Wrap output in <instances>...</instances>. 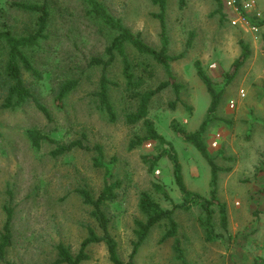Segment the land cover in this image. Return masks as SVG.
Here are the masks:
<instances>
[{
  "label": "rangeland",
  "instance_id": "374dc122",
  "mask_svg": "<svg viewBox=\"0 0 264 264\" xmlns=\"http://www.w3.org/2000/svg\"><path fill=\"white\" fill-rule=\"evenodd\" d=\"M15 1L0 0V26L9 27L15 34L32 31L35 13L16 7ZM105 7L131 31L138 32L148 44L159 47L160 26L154 17L158 11L152 0H100ZM49 37L32 51L34 66L40 78L22 71L26 84L47 107L51 119L32 103L15 109L0 106V229L5 219L3 205L12 207V239L6 259L15 264H64L56 261V246L63 243L72 254L87 235V227L98 234L101 230L91 215L92 206L83 202L76 188L86 186L93 195L102 188L105 170L93 165L92 151L73 149L53 157L52 144L43 143L35 150L25 135L27 128L36 127L61 141L86 136L89 144L103 148V164L109 180H119L114 200L104 209L110 216V232L117 242V252L126 260L135 239V220L143 219L138 197L145 190L163 207L170 208L171 200L179 202V193L172 177L169 158L163 155L154 164L144 161L143 155H155L160 146L146 141L133 149L127 148L129 139L142 132L141 122L128 124L127 111L134 109L124 87L118 57L108 70L116 82L109 88L117 118L111 122L96 103L93 92L98 88L100 67L89 66L91 56H101L113 36L107 26L86 13L81 0H49ZM214 0H167L165 21L168 50L175 54L184 49L189 31L194 39L186 54L171 62L176 81L182 84L180 100L175 108L168 104L174 98L171 87L157 93L149 105L148 116L156 129L170 140L181 162L183 178L188 188L207 195L209 165L190 144L180 140L169 124L176 119L189 130L202 120L209 95L196 75L193 62L198 59L218 87L223 88L216 111L217 119L208 124L204 141L219 165L217 195L225 204L231 235L228 244L221 239L206 241L199 225L200 207L176 209L179 238L188 264H264V0H256L254 20L262 24L232 23L236 12L223 1L225 16L213 13ZM248 45L249 54L235 69L225 84L226 74L232 72V62L240 54L239 40ZM131 58L141 59L129 45ZM5 48L0 45V104ZM155 70L145 87H153L165 79L162 67L147 58ZM79 78L77 87L58 106L52 90L58 82ZM244 89L240 97L239 89ZM232 101V103H231ZM161 184L171 200L155 191L153 183ZM11 190V196L7 190ZM214 228L224 232L215 214ZM164 225H155L139 246L134 264H176L173 238L160 240ZM224 232V234H225ZM87 259L81 264H110L103 242L89 244ZM0 264H5L0 260Z\"/></svg>",
  "mask_w": 264,
  "mask_h": 264
},
{
  "label": "trees",
  "instance_id": "16d2710c",
  "mask_svg": "<svg viewBox=\"0 0 264 264\" xmlns=\"http://www.w3.org/2000/svg\"><path fill=\"white\" fill-rule=\"evenodd\" d=\"M81 1L85 4L87 14L99 19L101 23L114 32L109 43L104 47L103 54L101 56H91L88 61L89 66H99L101 69L98 88L93 92L98 108L106 114L109 121L113 122L116 120V110L109 94V88L116 85V82L109 78L108 70L116 57H118L121 64V75L124 80L125 92L130 99L135 101L134 109L125 113L124 120L128 124L141 122L142 126V132L134 134L129 139L127 148L133 149L143 142L155 141L160 146L158 154L143 155L142 158L144 161L149 162L150 167L154 166L163 155L169 158L173 181L181 194V200L179 202L171 200L168 191L161 184L155 182L152 184L153 189L162 194L163 197L171 200L172 206L170 208L163 207L149 192L145 190L139 192L138 208L144 217L143 219L135 220V239L132 242V249L128 258L123 260L117 252V242L109 229L110 216L104 209L107 202L115 199L116 189L120 186V182L119 180H109L110 170L102 161V145L99 143L89 144L86 142L84 134L79 138L61 141L36 127L27 128L25 135L33 149L39 150L43 143L52 144L53 147L49 151V154L53 157L62 155L73 149L92 151L95 154L92 158L93 165L103 167L105 170L103 185L97 195H93L86 186L78 187L75 190L84 203L92 206L91 215L96 220L101 233L98 234L92 227L88 226L87 235L80 242L78 251L75 254H72L63 243H58L56 246V261L64 264H81L88 257L86 252L87 246L92 243L103 242L107 248L110 264H134V256L150 230L155 225L163 224L164 231L160 240L173 238L172 248L175 259L179 261L176 264H188L184 257L181 242L177 237V222L173 213L176 209L189 210L195 205L199 206L201 210L199 225L203 230L204 239L206 241L221 239L224 243L228 244L231 240V235L225 232L228 225L226 207L217 195V179L220 167L210 154L203 138L208 124L217 119L216 111L222 97L223 88L215 84L209 72L196 59L193 62L196 75L203 83L209 95V103L204 116L194 130L187 129L184 124L176 119H172L169 124L173 133L183 142L192 145L209 165L210 176L207 195L186 186L181 162L172 142L156 129L154 121L148 116L152 98L166 87H171L174 93V98L168 102L171 108H175L179 102L186 109H190L189 106L180 100V89L183 86L176 81L171 69V62L182 58L186 54L193 42L194 32L192 30L188 32L184 49L172 54L168 50L169 41L166 34L165 13L167 0H152L158 7V11L153 15L158 19L160 26L159 47L148 44L138 32L131 31L100 0ZM214 1L216 7L213 13H217L219 18H223L225 16L223 0ZM178 3L182 7L184 0H178ZM12 4L23 10L35 13V27L32 31L15 34L9 27L0 26V45H3L5 48V59L3 62L4 80L2 82L3 98L0 106L3 109H15L21 105L32 103L50 120L49 110L26 84L22 74L24 70L31 73L35 78H40L41 76L39 70L33 64L30 51L37 48L41 41L49 37L50 3L49 0H42L41 2L15 1ZM241 13L250 24H256L257 21L254 20L255 16H249L244 12ZM262 23V20L257 22L260 25ZM127 45L131 46L142 58H131L126 49ZM239 45L240 54L233 60V69L230 74H226L225 84L229 82L230 76L249 54L248 45L243 40H239ZM147 58L158 63L166 76L164 80L159 81L153 87H145L147 81L155 75L154 67L147 61ZM78 82L79 78H68L58 82L52 90L54 103L61 106L68 94L77 87ZM7 193L10 196L12 194L10 189L7 190ZM3 210L5 212V219L0 229V260H3L5 264H15L6 259V251L12 239L11 223L13 209L8 203L3 205ZM215 214L218 215L219 226L225 234L224 232L215 230ZM254 264L262 263L255 260Z\"/></svg>",
  "mask_w": 264,
  "mask_h": 264
},
{
  "label": "built area",
  "instance_id": "2783aa9c",
  "mask_svg": "<svg viewBox=\"0 0 264 264\" xmlns=\"http://www.w3.org/2000/svg\"><path fill=\"white\" fill-rule=\"evenodd\" d=\"M224 3L236 12L235 19H232V23L235 24L236 22H242L244 24H249V21L245 19L241 12L247 13L248 15L251 13L253 15H260L259 12H256V0H223ZM252 29L256 30L257 28L253 25ZM240 97H244L245 92L244 89H239ZM232 103V101H231Z\"/></svg>",
  "mask_w": 264,
  "mask_h": 264
}]
</instances>
